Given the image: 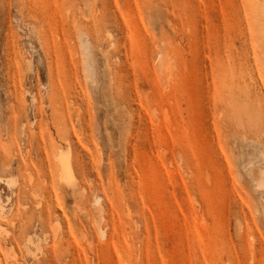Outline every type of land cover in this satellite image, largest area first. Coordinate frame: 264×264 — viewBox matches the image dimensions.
<instances>
[{"label":"rangeland","instance_id":"374dc122","mask_svg":"<svg viewBox=\"0 0 264 264\" xmlns=\"http://www.w3.org/2000/svg\"><path fill=\"white\" fill-rule=\"evenodd\" d=\"M0 202V264H264V0H0Z\"/></svg>","mask_w":264,"mask_h":264},{"label":"bare ground","instance_id":"6f19581e","mask_svg":"<svg viewBox=\"0 0 264 264\" xmlns=\"http://www.w3.org/2000/svg\"><path fill=\"white\" fill-rule=\"evenodd\" d=\"M59 151V150H58ZM69 153V151H68ZM66 151H59L56 155L57 160V166H58V177L60 180L64 181H72L73 176V170L71 167L69 155ZM3 209V205L0 202V210ZM2 228V225L0 224V229Z\"/></svg>","mask_w":264,"mask_h":264}]
</instances>
